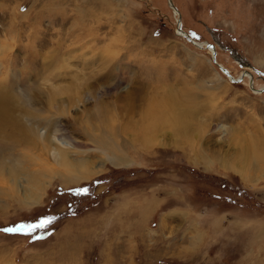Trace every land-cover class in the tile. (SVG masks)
I'll use <instances>...</instances> for the list:
<instances>
[{
  "label": "rangeland",
  "instance_id": "obj_1",
  "mask_svg": "<svg viewBox=\"0 0 264 264\" xmlns=\"http://www.w3.org/2000/svg\"><path fill=\"white\" fill-rule=\"evenodd\" d=\"M172 3L178 15L168 0H0L6 83L22 68L25 85L16 79V86L29 92L31 69L55 51L72 53L70 60L56 62V75L40 87L52 83L65 94L74 75L92 81L98 65L115 68L87 103L50 116L73 131H53L59 144L83 139L73 110L92 107L96 95L113 109L127 89L143 86L152 97L173 90L182 105L192 96L185 106L195 111L185 136L135 144L128 165L105 162L67 186L53 176L36 203L8 189L3 176L0 228L52 219L28 234L0 231V264H264V0ZM212 55L234 79L252 76L232 81ZM80 189L87 192L75 194Z\"/></svg>",
  "mask_w": 264,
  "mask_h": 264
},
{
  "label": "bare ground",
  "instance_id": "obj_2",
  "mask_svg": "<svg viewBox=\"0 0 264 264\" xmlns=\"http://www.w3.org/2000/svg\"><path fill=\"white\" fill-rule=\"evenodd\" d=\"M168 2L178 15L179 11L174 7L172 0H168ZM177 34L191 40V37L182 28H177ZM198 44L201 43L198 42ZM202 45H206V43ZM207 48L212 49L213 47L209 45ZM212 51L214 50L212 49ZM1 53L2 49H0ZM71 54L64 52L59 54L55 51L53 57L46 56L47 60L44 56L42 65L37 63V66L30 71L31 75H29L32 78L29 92H24L22 88L25 85V79L19 75L22 68L18 75L13 76L12 81L7 83L6 77L11 70L0 72V179L4 176V182H9L6 185L8 189L13 192L17 191L18 195L20 192L21 197L27 203L38 201L49 183V179L53 176H59L61 184L67 186L70 182L86 180L88 177L90 179L92 175H97L105 162L117 167L128 165L131 160L128 158L130 157L129 151L133 146L135 148V144L149 148L155 144L163 143L164 138L170 139L171 135L181 136L182 134L185 136L189 124L186 123V117L195 114L193 105L185 106L187 102L189 104L192 102V96L187 97V102L182 105L172 97L173 90L171 89L170 92L165 90L162 93H157L156 97L145 93L143 86L127 89L124 95L120 97L115 95L113 109L110 106L112 105L110 100L108 103V100L104 101L105 99L102 100L96 95V102L92 107H85L80 103L84 108L83 110L81 107V113L78 109H72L74 111L73 122L77 125V129L78 126L81 128L79 132L83 139L71 136L72 138H69L71 141H63V144H59L61 142L58 143L54 139L55 132L53 131L62 130L68 133H73V131L62 119H59V128L56 130V121L50 116H64L68 112V108L75 104V101H88L89 94L94 96L95 93H98L100 86L98 80L108 77L110 71L115 69L113 66L98 65V70L94 71L97 76L96 78L92 77V81L89 80L90 77L74 75L77 83L65 94L61 86L53 87L52 83L40 87L39 83L48 80L52 69L58 68L56 62L69 61ZM37 55L35 57L38 59L40 54L37 53ZM27 60L26 58L24 62L26 63ZM214 62L218 66L216 58ZM82 63L86 64L84 58ZM67 64L69 65V62H66V65H60V67H68ZM222 67L227 71L224 66ZM246 74L248 77L252 76L247 71H243L240 78ZM227 75L231 76L232 81L235 80V77L229 72ZM75 78L74 81H76ZM16 79L22 82V86H16V82H18ZM148 96L153 102L144 105ZM106 105L110 106L112 111L108 110ZM135 116L138 117L134 118ZM122 117L125 120H120ZM41 128L45 130L42 129V131ZM52 144L55 147L52 148ZM209 149L215 152L214 148ZM90 151L97 152L99 161L88 159ZM45 152L50 155L53 166L49 165L47 160L49 156L46 157ZM96 158L98 159V157ZM97 164L99 165L96 166ZM43 177H46V180L42 179ZM3 180L1 181L3 182Z\"/></svg>",
  "mask_w": 264,
  "mask_h": 264
},
{
  "label": "snow or ice",
  "instance_id": "obj_3",
  "mask_svg": "<svg viewBox=\"0 0 264 264\" xmlns=\"http://www.w3.org/2000/svg\"><path fill=\"white\" fill-rule=\"evenodd\" d=\"M87 189H80L75 194H83L86 193ZM52 218H47L44 220H41L38 223L35 224H18L12 227H4L0 228V231L5 233H22V234H28L30 232H34L37 228H43L46 227L48 224L51 223ZM35 239H40L41 237L37 236L34 237Z\"/></svg>",
  "mask_w": 264,
  "mask_h": 264
},
{
  "label": "water",
  "instance_id": "obj_4",
  "mask_svg": "<svg viewBox=\"0 0 264 264\" xmlns=\"http://www.w3.org/2000/svg\"><path fill=\"white\" fill-rule=\"evenodd\" d=\"M178 25V24H177ZM176 25V29L179 27V26H177ZM187 40H189V41H191L192 43H193V41L192 40H190V39H188V38H186ZM213 49V48H212ZM212 49H211V52H212V54L214 53V51H212ZM213 56V61H214V55H212ZM218 68L220 69V71L221 72H223V73H225L226 75L228 74V72L222 67V66H220L219 64H218ZM227 77H229L228 75H227ZM229 78H231V76L229 77ZM237 80H240V76H238V78L237 79H235L234 81H237ZM259 91H262L263 89H258Z\"/></svg>",
  "mask_w": 264,
  "mask_h": 264
}]
</instances>
